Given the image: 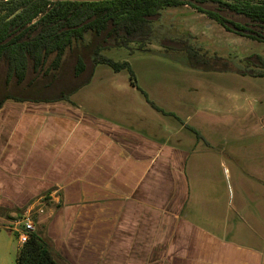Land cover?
Here are the masks:
<instances>
[{
  "label": "crops",
  "instance_id": "0c3cea01",
  "mask_svg": "<svg viewBox=\"0 0 264 264\" xmlns=\"http://www.w3.org/2000/svg\"><path fill=\"white\" fill-rule=\"evenodd\" d=\"M72 97L0 109V264H17V219L36 208L62 264H264V155L227 161L241 138L215 124L224 110L123 124Z\"/></svg>",
  "mask_w": 264,
  "mask_h": 264
},
{
  "label": "trees",
  "instance_id": "16d2710c",
  "mask_svg": "<svg viewBox=\"0 0 264 264\" xmlns=\"http://www.w3.org/2000/svg\"><path fill=\"white\" fill-rule=\"evenodd\" d=\"M185 5L231 33L264 44V0H0V109L7 101L71 102L90 84L99 64L116 72L129 68L134 79L129 62H117L103 51L132 43L143 48L153 41L162 11ZM163 46L185 52L196 70L255 74V68L235 69L225 58L202 54L188 39L164 38ZM248 60L261 69L253 76L264 77V57L255 54ZM17 264L62 263L50 243L32 232Z\"/></svg>",
  "mask_w": 264,
  "mask_h": 264
},
{
  "label": "rangeland",
  "instance_id": "374dc122",
  "mask_svg": "<svg viewBox=\"0 0 264 264\" xmlns=\"http://www.w3.org/2000/svg\"><path fill=\"white\" fill-rule=\"evenodd\" d=\"M164 38L188 39L202 54L225 58L235 69L255 68L253 75L261 72L248 58L255 54L264 57L263 43L227 31L189 5L167 7L155 23L152 42L143 48L132 43L127 48L103 51L117 62H129L135 78L129 68L116 72L107 64H99L92 82L73 95V102L76 100L85 109L123 124L180 126L195 109L200 112L210 109L216 113L224 110V115L216 114L215 124H226V135L241 138L240 143L225 146L228 151L236 148L241 154L240 160L235 162L228 156L226 159L233 165L239 164L242 171H250L254 157L264 155V148L257 144L264 137V77L253 76L249 71L243 75L196 70L190 67L185 52L167 50L163 46ZM147 97L175 117L152 113L155 111L147 103ZM250 97L251 103L248 102ZM219 116L223 118L220 121ZM199 121L197 117L192 123ZM212 135L219 143V136ZM39 212L38 208L25 210L17 220L31 214L37 232L44 224L37 223Z\"/></svg>",
  "mask_w": 264,
  "mask_h": 264
},
{
  "label": "built area",
  "instance_id": "2783aa9c",
  "mask_svg": "<svg viewBox=\"0 0 264 264\" xmlns=\"http://www.w3.org/2000/svg\"><path fill=\"white\" fill-rule=\"evenodd\" d=\"M18 240L21 245H24L30 238V234L35 232V223L31 218V214H26L20 221V228L18 227Z\"/></svg>",
  "mask_w": 264,
  "mask_h": 264
},
{
  "label": "water",
  "instance_id": "95a60500",
  "mask_svg": "<svg viewBox=\"0 0 264 264\" xmlns=\"http://www.w3.org/2000/svg\"><path fill=\"white\" fill-rule=\"evenodd\" d=\"M53 2H95V1H102V0H50Z\"/></svg>",
  "mask_w": 264,
  "mask_h": 264
}]
</instances>
